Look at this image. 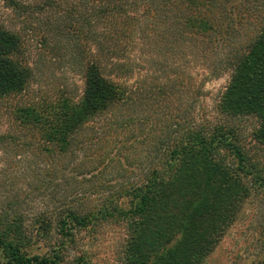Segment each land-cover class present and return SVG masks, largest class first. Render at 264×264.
<instances>
[{"label": "trees", "instance_id": "16d2710c", "mask_svg": "<svg viewBox=\"0 0 264 264\" xmlns=\"http://www.w3.org/2000/svg\"><path fill=\"white\" fill-rule=\"evenodd\" d=\"M0 2L35 26L0 21V264H98L107 222L120 264H200L245 199L264 222V0ZM191 63L229 75L214 112Z\"/></svg>", "mask_w": 264, "mask_h": 264}, {"label": "rangeland", "instance_id": "374dc122", "mask_svg": "<svg viewBox=\"0 0 264 264\" xmlns=\"http://www.w3.org/2000/svg\"><path fill=\"white\" fill-rule=\"evenodd\" d=\"M0 21L8 27L19 29L22 35L29 38L31 43L35 40L34 24H25L21 19H16L13 13L5 8L1 2ZM189 67L190 73L196 81L195 86L201 81L205 82L203 85L204 96L199 100L196 99L198 101H196V105L202 103L206 112H214L215 105L227 86L229 75L221 74L219 77L206 78V74L196 63H191ZM69 76L72 77V74ZM73 77L76 81L77 77L74 75ZM244 124L245 137H248L254 123L249 120ZM250 154L264 169V149L259 152L252 150ZM12 192L15 193V190ZM262 205L256 199H245L236 222L227 229L214 251L200 264H254L260 257L262 246L260 234L261 228L264 226L261 218L254 216V214L257 213L258 215L262 212ZM28 208L34 209V206ZM126 233L123 226L107 222L101 227L82 233V241L78 249L84 250L93 263L120 264ZM33 252L42 254L43 250L36 251L34 249Z\"/></svg>", "mask_w": 264, "mask_h": 264}]
</instances>
